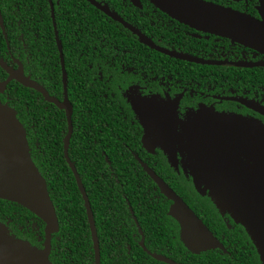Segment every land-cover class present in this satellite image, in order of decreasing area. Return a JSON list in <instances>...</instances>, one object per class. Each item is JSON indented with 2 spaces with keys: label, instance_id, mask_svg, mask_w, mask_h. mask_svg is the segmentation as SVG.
Returning <instances> with one entry per match:
<instances>
[{
  "label": "flooded vegetation",
  "instance_id": "flooded-vegetation-1",
  "mask_svg": "<svg viewBox=\"0 0 264 264\" xmlns=\"http://www.w3.org/2000/svg\"><path fill=\"white\" fill-rule=\"evenodd\" d=\"M84 1L88 4L86 7L92 6L96 10V15L99 17L97 22H103V24L93 26L97 36L88 40L81 38L75 41L76 48H72V52L75 54V52L81 51L78 57L79 62L76 65L78 67L83 57L86 56V60L82 62L87 65L85 70L83 69L84 72L86 71V82L92 86L98 84L99 90L105 98L109 97L107 93L111 89L113 91L110 95L115 96L116 91L111 87V83H113L124 99L129 113H125L126 109L121 106L119 109L121 114H126L125 117L131 119L130 122L134 125V131L137 135L136 148L129 144H126V148L131 150L135 159L134 172L137 182L140 185H145L144 187L150 197V204L154 207L155 215L151 221L152 226L158 228L157 230L160 232L159 237L149 235V239H147L131 201L123 194L129 215L114 219L106 218L103 222V233L106 234L109 241L126 249L125 256L122 252L120 253V264H168L156 259L154 255L177 264H264L259 248L248 229L234 213L218 201L215 191L208 187V182L204 180V174H199L186 140L189 120L192 116L198 115L199 121L203 123L205 121L204 111H213L221 118L244 119L258 126H264V83L259 81V73L264 71V66H250L264 62V55L253 48L232 42L227 38L193 29L163 12L150 0H94L101 6L107 7L112 13L117 14L126 24L136 29L139 34H135L121 22L113 20L89 0ZM205 1L261 19L260 0ZM9 4L13 6L18 3L9 1ZM49 4L59 54V61L53 66L54 70H57L56 68L60 65L61 96L47 87L49 73L53 69L48 66V58L43 61L40 67L39 77L27 72L21 53L18 52V49L11 47L7 33L8 28L4 22L1 9L0 14L4 29L0 25V59L8 68L15 71L22 67L26 77L37 82L48 92L50 97L59 102L63 103L67 94V98L73 106L68 93L66 65L67 85L65 89L62 67V60L64 59L65 63V56L57 28L53 0H49ZM9 11L13 13L14 9L10 8ZM20 23L22 22L19 21L18 24ZM110 23H115L117 30H119L117 33L126 34L131 42H124L117 47L113 46L116 54L111 59L107 57L104 60L100 57V60L95 61L97 53L99 56L107 54L108 25ZM11 24L13 25V23ZM91 24L94 22L92 21ZM99 29L101 30L99 31ZM140 34L150 44L143 43L140 40ZM18 39L23 41V35H20ZM81 40L88 44L85 48L79 47L78 42ZM59 42L62 51L59 50ZM27 49L25 50L26 59H29L30 54ZM162 50L176 55L188 56L197 59L199 62L172 57L163 53ZM119 54L123 57H119ZM43 56H45L44 52ZM116 57L117 63H115ZM74 67L77 68L75 65ZM9 78L10 74L0 66V83L7 82ZM15 83L23 86L13 79L7 82L3 92L0 91V102L3 105H11L13 101L11 90H13ZM36 92L41 95L45 103L63 111L66 116L64 109L55 103L48 102L42 93ZM142 102H146L142 112L148 116L150 125H153L151 116L157 114L158 111L173 110L176 112L174 118L176 128L174 129L171 120L165 122L162 128L166 133L165 136L169 135V138L155 139L150 137L144 140L147 135L146 127L142 122L141 112L138 113L136 110L138 104ZM44 108L48 109L49 107ZM173 133L177 134L175 143L177 160L174 162L170 160L169 154L164 148L173 145V136L171 137ZM67 134L68 130L66 136ZM47 147V145L43 146V148ZM134 149L136 151H133ZM251 156L254 157V152H251ZM64 158L68 164L65 151ZM239 158L243 161L241 165L230 164L226 168L221 166V174L226 173L228 175L229 172H234L233 178L235 180L245 178L246 180L243 181L252 180L262 183L260 186L263 192L262 198H264V168L260 173L256 172V175L253 176L254 171L251 170V167L254 168L253 163L241 154H239ZM106 160L111 164L108 158ZM138 168H141L143 174ZM150 172L163 180L189 206L214 239L207 237L203 239L198 234L195 247L192 248L188 245L182 224L171 213L174 201L161 191ZM196 173L199 174L200 187L196 183ZM111 174L115 175L114 171L111 170ZM221 177L224 178V176H219L218 179ZM3 201L7 203L0 202V239L21 241L37 252L48 250L50 264H59L58 261L60 264H66L65 259L60 256L63 238L60 234V223L58 230L53 232L47 241V226L42 219L29 210V213L24 212L16 203ZM137 205L142 206V202H138ZM138 212L141 214L140 210ZM86 214L94 249L92 227L87 210ZM113 217L116 216L113 214ZM94 220L101 253V244L102 242L105 244V241L100 239L95 215ZM185 225L192 231L196 230L193 223ZM207 246L208 248H206ZM133 247L142 249L145 255L141 251L134 255ZM93 264H96L95 256L93 257Z\"/></svg>",
  "mask_w": 264,
  "mask_h": 264
},
{
  "label": "trees",
  "instance_id": "trees-1",
  "mask_svg": "<svg viewBox=\"0 0 264 264\" xmlns=\"http://www.w3.org/2000/svg\"><path fill=\"white\" fill-rule=\"evenodd\" d=\"M9 1L18 4L11 6ZM53 2L57 28L64 49L69 98L74 106V132L69 156L89 196L100 239L105 241V244L103 242L101 244L102 264H120V253L125 256L126 249L109 241L103 233V222L106 218L114 219L129 215L123 194L131 201L147 239L149 235L160 236L158 228H153L151 223L155 213L154 207L150 204L148 191L144 184L140 185L137 182L134 172L135 159L131 150L126 148V144L136 148L137 135L131 119L126 118V114H121L120 106L126 109L125 113L129 112L116 86L111 83V87L117 92L115 96L110 95L113 91L111 89L107 93L109 97L105 98L98 84L92 86L86 82L84 70L87 65L82 63L86 56L78 67L76 65L81 51L75 54L72 52V48H76L75 41L97 36L93 26L103 24L97 22L99 17L96 10L92 6L86 7L88 4L84 0ZM10 8L14 9L13 13L9 11ZM0 9L8 28L11 47L21 53L27 72L39 77L40 67L48 58V66L53 69L49 73L47 87L61 96L60 65L57 70H54L53 66L58 63L59 54L49 0H0ZM19 21L22 23L18 24ZM92 21L94 24H91ZM79 26L82 27L78 28ZM108 26L107 54L99 56L97 53L95 61L100 60V57L104 60L107 57L111 59L116 54L113 46L131 42L126 34L117 33L119 30L115 23ZM20 35H23V41L18 39ZM78 43L81 48L88 45L82 40ZM25 48H28L29 59H26ZM119 57L123 56L119 54ZM117 60L116 57L115 63ZM263 74L264 71L259 73L260 83H264ZM11 93L13 101L8 107L15 111L16 118L26 130L31 159L47 182L57 212L60 234L63 237L60 256L65 259L66 264H93L95 252L87 224L84 200L73 171L64 158V138L68 130L65 113L45 103L36 91L17 83L13 85ZM46 106L49 108L45 109ZM44 145L48 147L43 148ZM107 158L111 164L107 162ZM138 169L143 174L141 168ZM111 170L115 175L111 174ZM0 202L7 203L3 200ZM138 202H142V206L139 207ZM17 206L29 213L27 209ZM113 214L116 217H113ZM139 251L142 252V249L132 248L134 255ZM57 263L60 264L59 261Z\"/></svg>",
  "mask_w": 264,
  "mask_h": 264
},
{
  "label": "water",
  "instance_id": "water-1",
  "mask_svg": "<svg viewBox=\"0 0 264 264\" xmlns=\"http://www.w3.org/2000/svg\"><path fill=\"white\" fill-rule=\"evenodd\" d=\"M98 9L110 16L113 20L119 21L130 28L135 34L139 32L126 24L117 14L112 13L107 7L89 0ZM163 12L167 13L177 21L199 31L208 32L227 38L232 42L253 48L264 55V0H260L261 19L253 18L250 15L235 11L205 0H150ZM52 6V4H51ZM53 9V7H52ZM54 17V16H53ZM0 25L3 28V21L0 14ZM56 27V25H55ZM4 29V28H3ZM140 40L150 44L140 34ZM59 50L62 51L60 42ZM163 53L182 60L199 62L197 59L176 55L162 50ZM63 57V56H62ZM0 66L10 74L7 82L15 79L24 87L31 88L42 93L46 100L55 103L66 111L68 121V134L64 140V151L67 162L72 169L79 190L82 194L85 208L88 213L89 222L92 227L96 264H101L100 246L95 226V220L91 203L82 182V179L72 161L69 158L70 140L73 134V106L67 98L63 103L50 97L48 92L37 82L26 77L22 67L19 70L8 68L0 59ZM253 67L264 66V62L250 65ZM64 83L66 89V72L64 59L62 60ZM0 83V91L6 87ZM146 102L138 104L136 110L141 112L140 116L146 127V138H169L165 136L164 123L171 120L174 129V118L176 112L173 110H161L151 116L153 125H150L148 116L143 114ZM158 107H160L158 105ZM204 111V110H203ZM205 121H199V116H192L187 128L186 140L188 149L195 161L199 174L203 173L208 187L215 191L218 201L228 208L239 221L248 229L254 242L257 244L264 261V198L259 182L243 181L244 179L233 178L234 172L228 175L221 174V166L226 168L230 164L241 165L243 161L239 154L253 163L254 171L261 172L264 168V126H258L248 120L235 118H221L213 111H204ZM214 130V132H213ZM173 145L165 146L171 161H176V138L173 133ZM171 139V138H170ZM254 152V157L251 156ZM237 161V163H235ZM235 169V168H234ZM247 169V168H246ZM199 174L196 173V183L200 187ZM152 178L158 183L161 191L174 201L171 213L184 228V237L192 248L195 240L201 238H213L201 220L193 213L189 206L179 197L167 184L157 175L150 172ZM219 176H224L218 179ZM230 176V177H228ZM0 199L7 200L29 210L42 219L47 228V241L51 234L59 228V221L54 203L50 197L45 178L31 159L27 133L24 126L16 118L15 111L0 102ZM195 226V231L190 230L185 224ZM199 234V235H198ZM214 239V238H213ZM214 246V245H213ZM49 248V247H48ZM208 248V246L206 247ZM156 259L168 264H177L161 256L154 255ZM50 264L48 250L37 252L31 246L12 239H0V264Z\"/></svg>",
  "mask_w": 264,
  "mask_h": 264
}]
</instances>
